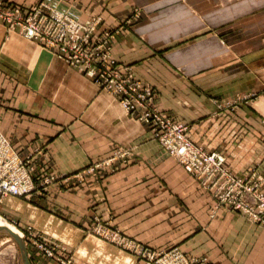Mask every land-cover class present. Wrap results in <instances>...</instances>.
<instances>
[{
    "label": "crops",
    "instance_id": "crops-1",
    "mask_svg": "<svg viewBox=\"0 0 264 264\" xmlns=\"http://www.w3.org/2000/svg\"><path fill=\"white\" fill-rule=\"evenodd\" d=\"M46 1L89 18L86 3ZM228 1L109 0L96 34L140 9L112 41L116 61L153 89L155 106L189 124L193 141L223 152L237 174L255 167L264 181V0ZM249 94L251 103L236 112L216 109L215 101ZM0 133L19 155L41 150L39 168L69 178L115 148L130 152L126 162H112L77 187L56 183L27 201H2L1 215L58 242L72 264H143L87 234L96 220L153 249L176 248L196 264H264L262 225L216 206L117 96L1 21ZM28 259L58 264L31 250Z\"/></svg>",
    "mask_w": 264,
    "mask_h": 264
},
{
    "label": "rangeland",
    "instance_id": "rangeland-1",
    "mask_svg": "<svg viewBox=\"0 0 264 264\" xmlns=\"http://www.w3.org/2000/svg\"><path fill=\"white\" fill-rule=\"evenodd\" d=\"M28 6H22L19 5L13 1L10 0H0V4H2V8L6 10H19V18H28L29 16H33L35 12H39L42 15L50 16L53 14L54 11L61 12L62 14H65L67 16H70L68 13L59 11L58 9L52 7L49 5V3L45 0H29ZM109 0H78V3L83 5L85 4V9L87 13H89L88 19H79L83 24V26H91L89 28L88 32H84V28H82L81 34H86L88 36V43L87 46L82 43V45H76L75 47H71V45L68 43V47L66 50L69 51L70 47L73 49V51L76 53L72 56H69L70 59L74 58V61H80L78 66H74L68 58V56L65 55L64 52L60 50L58 47H51L52 45H49V43L42 41L39 39H29L26 36H24L23 28L20 25V22L17 21V23L11 25L10 22H8L6 19H3V17L0 16V21L7 25L9 28L18 29L19 33L22 34L25 38L29 40L36 41L40 45L47 47L53 52L56 53V56L64 60L68 66L75 68L79 72H81L86 78L90 79L95 85H97L99 88L104 89L100 87L93 79H91L89 76L83 72V67L86 68L85 64L88 62L87 60H90V65L96 66V61L98 65H101L102 63V57L101 54H89L85 53V48L96 49L101 48V50L104 49V51L108 50V53H110V63L114 65L115 70L114 71H105V73H109V79L110 78H120L125 77V79H129V77L134 80V82L139 83L141 97L145 98L148 95V98L150 99V104L155 106L153 103V97H154V91L150 86H147L146 84H143L140 80L134 77L131 68L129 66H125L122 64H119L116 59L114 58L112 51H111V45L112 41L115 38V36L124 29L127 25L131 23V21L137 20L140 17V9L133 8L131 10V13L125 17V19L115 25L109 26L108 28L103 29L101 32L97 33L98 26L103 21L101 10L104 9V6ZM229 2L228 0H223V4ZM72 18H75L73 16H70ZM78 19V18H75ZM86 24V25H85ZM68 36V35H67ZM68 42L69 39H66ZM102 43V44H101ZM84 45V46H83ZM103 45V48L102 46ZM97 58V59H96ZM92 66L90 68H92ZM82 69V70H81ZM120 73V74H119ZM130 80V79H129ZM106 90V89H105ZM108 91V90H107ZM110 92V91H108ZM112 93V92H111ZM113 94V93H112ZM117 96L116 94H114ZM118 97V96H117ZM255 96L253 95H244L239 98H235L233 100H229L227 102H217L215 101L216 109L218 110H228L230 112H236L241 108V106H245L247 104H250ZM119 99V97H118ZM120 102V100H119ZM121 103V102H120ZM160 112L164 114H156V117H154V124L153 127H156V132H154L153 128L150 127V124L147 123L144 120H141L139 116L136 114L133 115L132 113H129L132 118H134L137 121H140L147 125L149 127V131L151 132L152 138L158 143L159 147L163 152L169 156L170 158H173L176 163H178L182 168L185 170L183 165L177 160L176 158V152L172 149L174 147H177L180 145V140H186L190 144L196 146L197 148L201 149L202 152L207 154H216L219 157H222L223 159V166L225 168V171L228 174L220 175L219 173L216 175L218 177V184H223L224 188H226V185L229 184V182H232V180H241L244 185L250 187L252 189L251 192L255 193H263L264 188L261 186L262 178L258 175L257 170L255 167H250L248 171L244 174H237L230 170V168L227 166L225 156L223 152L217 151V150H207L205 149L201 144L193 141L191 139L190 133H189V124L183 120H180L178 118L172 117L170 114H167L163 110L159 109L157 106H155ZM167 143V147L171 145V149L166 150L164 146ZM17 153V152H16ZM41 150L35 151V152H28L25 155H18L20 157H26L27 155L32 156L31 160L34 164V189L29 193L28 197H15L20 198L23 200H29L33 197L34 194H40L48 190V188L54 184H59L62 188L65 189H71L74 187H77L85 181V178L87 175L91 174H97L102 175L104 173V170L109 168L110 164L116 160H121L122 163L126 162L129 159V151L122 148H115L113 149L112 155L105 160H101L99 162H96L86 168H83L79 170L78 172L72 174L70 178L68 176H59V174H56L53 172V170L47 166L43 165L41 168H39L38 164L43 162V159L40 158ZM186 171V170H185ZM189 173L188 171H186ZM199 184L201 188L208 191L210 195L214 198L216 202V206H223L226 207L224 204L219 203L218 198L215 197V189L210 187L207 183L199 181L195 173H189ZM231 178V179H230ZM159 187H165L163 184H159ZM4 200V199H3ZM2 200V201H3ZM246 202L254 207L258 206L259 201L253 197L252 195H246L245 196ZM2 204V202H1ZM0 204V206H1ZM228 208V207H226ZM233 210V209H232ZM0 226H6L8 227L12 232L15 234H18L20 238L23 240L27 256L29 250L36 251L43 255L44 257L50 258L54 261H56L58 264H72L71 260L69 258V254L66 248L61 246L58 242L54 241L52 238H49L48 236L37 232L30 226H25L22 230L20 227L16 225L14 222V218L8 215H1L0 214ZM87 234L95 235L103 240H105L110 245L116 246L120 248L121 250H124L132 255H135L138 259L143 261V264H166L164 262L165 257L169 254L172 250H177L176 248L171 249H165L161 248L160 250L153 249L150 246L145 245L144 243L132 239L125 234H123L122 231L119 229L111 226L110 222L101 223L100 221L96 220L94 225H91L88 230H86ZM50 249L52 250V256H49L48 254L44 253L43 249ZM52 248V249H51ZM159 249V248H158ZM178 251V250H177ZM179 252V251H178ZM181 255H183L185 258H188L186 255L179 252ZM60 256V257H59ZM29 261V259H28ZM69 262V263H66ZM157 262V263H156ZM197 263V260L194 262V264ZM0 264H22L21 263V253L19 250L18 245L14 241L13 238H11L8 234H6L3 231H0ZM30 264V263H29Z\"/></svg>",
    "mask_w": 264,
    "mask_h": 264
},
{
    "label": "built area",
    "instance_id": "built-area-1",
    "mask_svg": "<svg viewBox=\"0 0 264 264\" xmlns=\"http://www.w3.org/2000/svg\"><path fill=\"white\" fill-rule=\"evenodd\" d=\"M0 16L10 22L11 25L20 22L23 28L24 36L29 39H41L52 45L51 47H58L62 52L68 56L70 62L74 66H78L82 60L74 61L69 56L76 54L71 47L82 45L86 46L88 43V36L81 34L82 28L84 32H88L91 26H83L79 19L72 18L61 12L54 11L50 16L42 15L35 12L33 16L26 18H19V10H6L0 4ZM86 25V24H85ZM68 35V36H67ZM66 39H69L67 42ZM68 43L71 45L69 51L66 50ZM102 44V43H101ZM84 46V45H83ZM103 48V45H101ZM85 53L101 54L102 63L96 66L90 65V60L85 64L86 68H82L83 72L95 81L100 87L116 94L122 106L133 115L139 116L141 120L150 124L156 132V127H153L154 117L156 114H164L160 112L155 106L150 104L148 95L145 98L141 97L140 85L134 82L130 77L110 78L109 72L114 71L115 67L110 63V53L108 50L104 51L101 48L90 49L85 48ZM97 59V58H96ZM92 66V68H90ZM81 69V70H82ZM120 74V73H119ZM166 150L171 149V145L164 146ZM176 152L177 160L183 165L189 173H195L199 181L207 183L210 187L215 189V197L218 202L224 204L226 207L241 212L250 220L258 223L264 227V192L253 193L252 189L243 184L241 180H232L224 188L223 184H218V177L216 175L228 174L223 166V159L216 154H207L201 149L190 144L186 140H180V145L172 148ZM32 156L20 157L10 146L7 138L0 133V204L5 197H28L29 193L34 189V164L31 160ZM231 179V178H230ZM261 186L264 188V181ZM246 195H252L259 203L257 207L249 205L246 200ZM52 249V248H51ZM44 253L52 256V250L43 249ZM60 257V256H59ZM166 264H194L195 260L185 258L177 250H172L165 257ZM69 263V262H66ZM157 263V262H156Z\"/></svg>",
    "mask_w": 264,
    "mask_h": 264
},
{
    "label": "water",
    "instance_id": "water-1",
    "mask_svg": "<svg viewBox=\"0 0 264 264\" xmlns=\"http://www.w3.org/2000/svg\"><path fill=\"white\" fill-rule=\"evenodd\" d=\"M0 231H3L6 234H8L11 238L14 239V241L18 245L20 253H21V263L22 264H29L27 251H26L23 240L19 236H17L16 234L10 232L9 230L1 229Z\"/></svg>",
    "mask_w": 264,
    "mask_h": 264
},
{
    "label": "bare ground",
    "instance_id": "bare-ground-1",
    "mask_svg": "<svg viewBox=\"0 0 264 264\" xmlns=\"http://www.w3.org/2000/svg\"><path fill=\"white\" fill-rule=\"evenodd\" d=\"M1 229H5V230H9L10 232H12L8 227H6V226H0V230ZM12 233H14V232H12ZM15 234V233H14ZM17 236H19L18 234H16ZM20 237V236H19Z\"/></svg>",
    "mask_w": 264,
    "mask_h": 264
}]
</instances>
